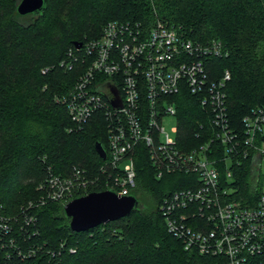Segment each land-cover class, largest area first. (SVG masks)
Masks as SVG:
<instances>
[{
  "label": "trees",
  "instance_id": "obj_1",
  "mask_svg": "<svg viewBox=\"0 0 264 264\" xmlns=\"http://www.w3.org/2000/svg\"><path fill=\"white\" fill-rule=\"evenodd\" d=\"M17 1L0 0V210L15 215L30 201L32 239L47 252L21 260L0 253V264H225L219 257L183 249L166 231L158 203L180 186L181 176L155 177L144 147L138 146L134 154L133 195L140 206L88 230L68 229L62 203H38L41 192L36 185L46 172L67 175L72 167L83 168L87 178L100 177L94 142L105 149L101 115L76 125L56 97L67 92L77 75L74 66L64 70L59 60L73 41L98 36L108 20L143 25L159 20L195 40L218 39L223 53L209 59V72L214 77L228 70L226 114L240 132V118L264 105L262 0H44L35 15H18ZM176 115L178 127L187 133L205 121L187 94L179 99ZM253 152L237 155L232 166L229 197L243 205L253 204L260 195ZM101 189L94 185L86 192ZM251 264H264V250Z\"/></svg>",
  "mask_w": 264,
  "mask_h": 264
},
{
  "label": "built area",
  "instance_id": "obj_2",
  "mask_svg": "<svg viewBox=\"0 0 264 264\" xmlns=\"http://www.w3.org/2000/svg\"><path fill=\"white\" fill-rule=\"evenodd\" d=\"M222 53L218 39L195 40L178 26L159 20L150 25L108 20L98 36L68 48L58 65L64 70L74 66L77 75L56 99L76 125L95 113L101 115L104 157H99V178H87L78 167L67 175L46 172L36 185L41 192L38 203L63 204L94 185L117 195H133L134 154L141 146L155 177L181 176L180 186L158 203L166 231L183 249L219 257L225 264H251L264 250V194L243 205L232 200L229 191L235 157L252 149L258 161L264 152V105L250 108L240 118V132L231 125L224 92L229 72L223 69L212 77L208 66L210 58ZM106 83L116 89L119 106H112L97 91ZM186 94L205 117L197 130L188 133L178 127L176 115L177 103ZM169 116L175 117L172 135L161 124ZM32 205L26 202L15 215L0 210V253L8 260L47 252L43 243L32 239Z\"/></svg>",
  "mask_w": 264,
  "mask_h": 264
},
{
  "label": "water",
  "instance_id": "obj_3",
  "mask_svg": "<svg viewBox=\"0 0 264 264\" xmlns=\"http://www.w3.org/2000/svg\"><path fill=\"white\" fill-rule=\"evenodd\" d=\"M264 4V0H262ZM44 0H18L15 12L18 15H35L44 8ZM72 45L78 47L80 41H73ZM112 106L120 105L116 89L111 83L97 87ZM94 150L98 157H104V149L100 142H94ZM140 206L132 194L117 195L110 189L88 191L76 195L62 204V213L67 218V227L72 231H85L99 224L118 219L128 214L132 209Z\"/></svg>",
  "mask_w": 264,
  "mask_h": 264
},
{
  "label": "rangeland",
  "instance_id": "obj_4",
  "mask_svg": "<svg viewBox=\"0 0 264 264\" xmlns=\"http://www.w3.org/2000/svg\"><path fill=\"white\" fill-rule=\"evenodd\" d=\"M161 124L164 127V130L168 132L169 135H172L170 132V127L175 124V117L169 116L163 118ZM263 138H264V129H263ZM261 147L264 150V140L261 142ZM255 185L257 186L260 194H264V152L261 153V156L258 160V172L255 180Z\"/></svg>",
  "mask_w": 264,
  "mask_h": 264
}]
</instances>
